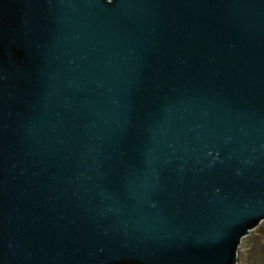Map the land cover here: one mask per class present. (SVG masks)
Wrapping results in <instances>:
<instances>
[{
	"label": "water",
	"instance_id": "1",
	"mask_svg": "<svg viewBox=\"0 0 264 264\" xmlns=\"http://www.w3.org/2000/svg\"><path fill=\"white\" fill-rule=\"evenodd\" d=\"M264 224V0H0V264H238Z\"/></svg>",
	"mask_w": 264,
	"mask_h": 264
},
{
	"label": "rangeland",
	"instance_id": "2",
	"mask_svg": "<svg viewBox=\"0 0 264 264\" xmlns=\"http://www.w3.org/2000/svg\"><path fill=\"white\" fill-rule=\"evenodd\" d=\"M264 224L258 228L250 231L248 235L245 236V258L249 257L251 249H256L258 246L264 244ZM238 264H247L245 261L239 260Z\"/></svg>",
	"mask_w": 264,
	"mask_h": 264
},
{
	"label": "trees",
	"instance_id": "3",
	"mask_svg": "<svg viewBox=\"0 0 264 264\" xmlns=\"http://www.w3.org/2000/svg\"><path fill=\"white\" fill-rule=\"evenodd\" d=\"M242 261H245L247 264H264V244L254 250L251 249L249 257L242 259Z\"/></svg>",
	"mask_w": 264,
	"mask_h": 264
}]
</instances>
